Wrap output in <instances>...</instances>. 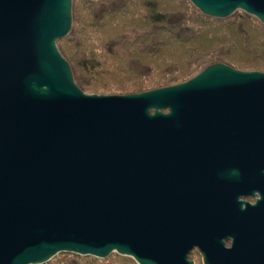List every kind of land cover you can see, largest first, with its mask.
<instances>
[{
	"label": "water",
	"instance_id": "water-1",
	"mask_svg": "<svg viewBox=\"0 0 264 264\" xmlns=\"http://www.w3.org/2000/svg\"><path fill=\"white\" fill-rule=\"evenodd\" d=\"M189 1L264 25V0ZM71 25L72 0H0V264H194L195 247L203 264H264V71L212 62L87 94L56 45Z\"/></svg>",
	"mask_w": 264,
	"mask_h": 264
},
{
	"label": "rangeland",
	"instance_id": "rangeland-1",
	"mask_svg": "<svg viewBox=\"0 0 264 264\" xmlns=\"http://www.w3.org/2000/svg\"><path fill=\"white\" fill-rule=\"evenodd\" d=\"M156 2L157 9L153 10L159 12L166 8L164 10L172 13L170 15L173 18L172 21L176 23L175 25L181 24V21H183L184 25L181 24L183 27L178 25L179 28L173 32L172 39L183 40L187 36H191L193 27H197L196 24H198L194 18L192 19V13H194V9L199 13L201 12L189 0H72L71 29L65 37L56 41V45L70 64L75 83L81 90L87 94L96 95L135 93L129 91L134 85L138 83L151 84L159 80L164 74L168 72L169 74H174L175 70L180 69L177 64L163 65L165 56L169 55L167 49L176 54L178 50V48L173 49L171 43H167V41L172 39L168 37L166 39V36H163L164 34H162V37H165L167 53L165 52L164 54V48L155 52V49H149V46L145 47L147 48L145 51L140 46L136 50L134 49L133 43L136 35L150 34L148 32H150L151 26L140 23L141 20L144 22V19L140 18L148 14L149 8L155 7ZM185 3L189 5L187 6L189 9H193L189 15H185L188 13L183 14ZM77 6L83 9L85 17L90 15L89 13H91L92 17H87L84 22L77 23ZM202 16L207 17L202 20L204 28L198 35L195 33L198 37L193 42L180 48L181 60L185 59L186 56L188 57L193 44L199 42L200 47L198 48L200 50L197 52L201 55H213L214 51H218L217 55L221 54V61L216 62H223L243 71H264L250 67L254 66L255 62H253V59H264L263 24L255 17L247 15L240 10L235 11L225 19L212 18L203 14ZM90 23L92 24L90 25ZM144 26L145 28L142 30ZM135 28H138L139 31H136ZM75 50V54L84 60L85 70L79 66L78 60L73 57ZM130 60L142 62L136 73L128 72L127 74L122 71L124 69L123 64H127ZM201 69H198L193 75L183 81L190 79ZM116 86L121 87L123 90H111V92L106 90L111 87L116 89ZM128 88L129 90H127ZM60 257V255L57 256L55 260H59ZM77 257L91 258L90 256ZM120 257L132 260L117 253H112L105 259L95 257H92V259L96 260L93 264H123ZM188 260H192L194 264H203L198 250H192L188 255ZM133 262L136 264L135 261Z\"/></svg>",
	"mask_w": 264,
	"mask_h": 264
},
{
	"label": "trees",
	"instance_id": "trees-1",
	"mask_svg": "<svg viewBox=\"0 0 264 264\" xmlns=\"http://www.w3.org/2000/svg\"><path fill=\"white\" fill-rule=\"evenodd\" d=\"M155 7L153 8H149V12L148 14H145V16H142L140 19H144V22H142V20L140 21V23H144V24H148L150 25V32H148L149 35H136L135 38V42L133 43L134 49L136 50L137 48L142 47V50L145 51L146 46H149V49H155L154 51L157 52L159 50H161L162 48H164V54L166 52L165 49V37H162V34H164L163 36L172 39V34L173 32H175L176 30H178L180 25L181 27H183V21H181V24L178 23L177 25H175L176 23H174V21H172V16L170 14L169 11L164 10L166 8H164L162 11L156 12L153 9H157V2L155 3ZM187 6V3H185L184 7V13H188L185 15H189L190 13H192L191 10L193 9H189ZM76 22L77 23H82L84 22V20L87 17H92L91 13H89L90 15H88L87 17H85V14L83 15V9L80 7L78 8V6L76 7ZM148 10V9H147ZM87 14V13H86ZM193 14V15H192ZM191 17L192 19L194 18V20L198 23L196 24L197 27H193L194 29L191 31L193 32L191 34V36H187L186 39H180V40H175L172 39L170 41H167V43H171V46L173 47V49L178 48V50H174L177 52V54L173 51L170 52L167 49V52L169 53L168 56H165V59L163 60V65H170V64H177L180 66V69H177V71L175 70V73L172 74L169 72L167 74H164L162 77L159 78V80L154 81L151 84H141L138 83L136 85H134L132 87L131 90H129V88L127 90L131 91V92H140L143 90H147V89H151V88H156V87H161V86H166V85H170V84H174L177 82H181L183 80H185L186 78H188L189 76L193 75V73L195 71H197L198 69H201V67H203L204 65L211 63V62H216V61H221V54L217 55L218 51L215 52L213 55H201L199 52L200 49L198 47L199 46V42H195L196 44H193V47H191V53L190 55L187 57H185V59L181 60V56H180V48L183 47V45L185 46V44H189L191 42H193V40L195 38H197L198 33H201L203 28H204V24H203V19L207 18L202 16L201 13H199L198 11H195L194 9V13H192ZM92 23H90L91 25ZM155 27V28H153ZM145 28L142 27V30ZM135 30L139 31L138 28H135ZM153 32V33H151ZM197 35H196V34ZM196 35V37H195ZM200 36V35H199ZM249 43V42H248ZM138 44V46H137ZM174 44V45H173ZM257 46V45H255ZM171 47V48H172ZM139 50V49H138ZM221 50V49H220ZM153 51V50H152ZM166 52V53H167ZM76 50L73 52V57L78 60L79 62V66L82 69H86L85 67V62L82 59V57H80L79 55L75 54ZM174 54V55H173ZM176 54V55H175ZM167 55V54H166ZM254 66H250V67H254L255 69H260V70H264V59L260 60V59H253ZM142 62H140L139 60H130L126 65L123 64V68L122 71H124L125 73L128 74L129 73H136L137 70L141 67ZM146 65V64H144ZM168 75V76H166ZM108 88V86H107ZM108 91L111 92V90H118V91H122L123 89L121 87L116 86L115 87H111L109 89H106ZM60 259L56 260L53 264H93L96 260L88 257L85 258H79L75 255H70V254H61L60 255ZM122 258V257H120ZM123 264H135L132 260L126 259V258H122L121 259ZM121 264V263H120Z\"/></svg>",
	"mask_w": 264,
	"mask_h": 264
},
{
	"label": "bare ground",
	"instance_id": "bare-ground-1",
	"mask_svg": "<svg viewBox=\"0 0 264 264\" xmlns=\"http://www.w3.org/2000/svg\"><path fill=\"white\" fill-rule=\"evenodd\" d=\"M255 197L254 198H258L259 197V195L258 194H255L254 195ZM246 197H252L251 195H247ZM240 200H241V198H240ZM255 202V201H254ZM230 240L229 241H224V245H225V247H230ZM192 250H198V252H199V249L197 248V247H195V248H193ZM62 253H66V254H71V255H75V256H82V255H78V254H75V253H69V252H58V253H56L55 255H53L48 261H45V262H43V263H41V264H51V263H54L56 260V257L57 256H59V255H61ZM112 254V253H111ZM199 254L201 255V253L199 252ZM109 256V255H108ZM107 256V257H108ZM122 256V255H121ZM90 257H92V256H90ZM123 257H127V256H123ZM201 257H202V255H201ZM96 258V257H95ZM106 258V257H105ZM105 258H103V259H105ZM129 258H131V257H129ZM100 259V258H99ZM133 261H135L133 258H131ZM136 262V261H135ZM136 264H138V263H136Z\"/></svg>",
	"mask_w": 264,
	"mask_h": 264
},
{
	"label": "flooded vegetation",
	"instance_id": "flooded-vegetation-1",
	"mask_svg": "<svg viewBox=\"0 0 264 264\" xmlns=\"http://www.w3.org/2000/svg\"><path fill=\"white\" fill-rule=\"evenodd\" d=\"M255 196H252V197H241L242 200L246 201V202H249V203H254L255 199L254 198Z\"/></svg>",
	"mask_w": 264,
	"mask_h": 264
}]
</instances>
